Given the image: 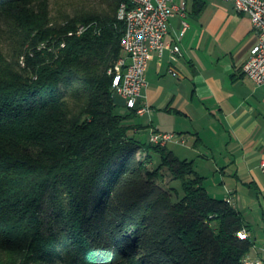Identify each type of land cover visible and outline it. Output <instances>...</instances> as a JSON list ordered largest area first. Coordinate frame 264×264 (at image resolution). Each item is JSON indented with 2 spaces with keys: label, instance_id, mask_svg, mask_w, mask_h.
Wrapping results in <instances>:
<instances>
[{
  "label": "trees",
  "instance_id": "obj_1",
  "mask_svg": "<svg viewBox=\"0 0 264 264\" xmlns=\"http://www.w3.org/2000/svg\"><path fill=\"white\" fill-rule=\"evenodd\" d=\"M123 3L59 21L51 0H0L15 43L9 57L0 38V264H49L64 243L78 264H245L243 214L192 161L134 135L136 109L119 111Z\"/></svg>",
  "mask_w": 264,
  "mask_h": 264
},
{
  "label": "crops",
  "instance_id": "obj_2",
  "mask_svg": "<svg viewBox=\"0 0 264 264\" xmlns=\"http://www.w3.org/2000/svg\"><path fill=\"white\" fill-rule=\"evenodd\" d=\"M174 2L168 46L149 62L138 103L148 110L137 113L133 134L149 131L141 139L149 143L153 132L175 133L167 150L194 163L210 194L214 187L215 196L232 199L253 242L247 257L264 260V84L243 69L257 33L232 0Z\"/></svg>",
  "mask_w": 264,
  "mask_h": 264
},
{
  "label": "built area",
  "instance_id": "obj_3",
  "mask_svg": "<svg viewBox=\"0 0 264 264\" xmlns=\"http://www.w3.org/2000/svg\"><path fill=\"white\" fill-rule=\"evenodd\" d=\"M238 11L247 13L257 33V42L252 46L250 56L244 65L245 74L258 85L264 84V0H232ZM178 6L174 0H131L123 3L119 20L125 24L122 38L123 55L109 70L113 75V89L126 101L129 109L144 114L148 108L138 106L144 89L148 86L147 69L154 52L163 54L168 46L170 20ZM189 26L184 20V30ZM89 26L79 25L69 35H81ZM174 52L181 54L179 45ZM174 75L177 73L173 72ZM175 133L153 132L150 141L162 146L175 140ZM264 169V160L262 162ZM232 203V199H228ZM241 239L250 238L247 229L238 232ZM251 264H264V260L246 257Z\"/></svg>",
  "mask_w": 264,
  "mask_h": 264
},
{
  "label": "rangeland",
  "instance_id": "obj_4",
  "mask_svg": "<svg viewBox=\"0 0 264 264\" xmlns=\"http://www.w3.org/2000/svg\"><path fill=\"white\" fill-rule=\"evenodd\" d=\"M50 8L52 17L55 18V20L57 19L60 21L67 14L73 16L83 12H102L103 10L109 8V0H51ZM119 10L120 7L118 8L117 15H119ZM0 38L5 52L9 57H12L15 43L12 39L9 27L7 25L0 26ZM116 95L120 103L119 111L122 113H127L129 109L126 107V101L118 94ZM140 121V117L136 116L135 118L130 120L129 123L137 124ZM137 137L143 140H149V131H141L139 134H137ZM149 167L153 170L156 166L155 164H150ZM163 173L164 177L162 179H159V183L166 189L171 190L173 192L174 199L177 200L178 194L176 193V190H179L180 192V182L173 179L172 174L167 168L164 169ZM215 182V177L211 176L209 180L210 185L212 186V184ZM211 195L217 199L222 198V196H215L217 194L214 187L211 189ZM60 250L61 254L58 255L54 259V261L49 264H78L73 259V253L71 252V247L68 243H64V245L60 247Z\"/></svg>",
  "mask_w": 264,
  "mask_h": 264
},
{
  "label": "bare ground",
  "instance_id": "obj_5",
  "mask_svg": "<svg viewBox=\"0 0 264 264\" xmlns=\"http://www.w3.org/2000/svg\"><path fill=\"white\" fill-rule=\"evenodd\" d=\"M121 9H122V5L120 7V10H119V14L121 13ZM119 16V15H118ZM245 264H251L250 261H248L246 258H245Z\"/></svg>",
  "mask_w": 264,
  "mask_h": 264
}]
</instances>
